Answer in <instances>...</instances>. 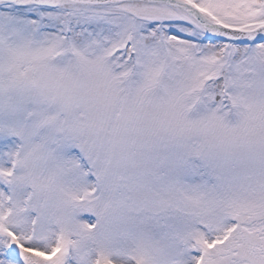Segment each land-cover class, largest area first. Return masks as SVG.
I'll list each match as a JSON object with an SVG mask.
<instances>
[{"label": "snow or ice", "instance_id": "obj_1", "mask_svg": "<svg viewBox=\"0 0 264 264\" xmlns=\"http://www.w3.org/2000/svg\"><path fill=\"white\" fill-rule=\"evenodd\" d=\"M0 264H264V0H0Z\"/></svg>", "mask_w": 264, "mask_h": 264}]
</instances>
